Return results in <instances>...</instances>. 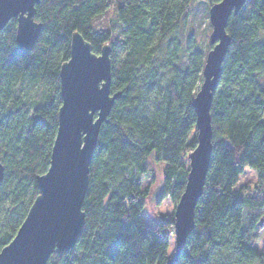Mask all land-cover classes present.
<instances>
[{
    "label": "trees",
    "instance_id": "obj_1",
    "mask_svg": "<svg viewBox=\"0 0 264 264\" xmlns=\"http://www.w3.org/2000/svg\"><path fill=\"white\" fill-rule=\"evenodd\" d=\"M192 0H39L44 44L15 51L16 22L0 31V251L14 237L37 196L36 178L49 166L57 130L59 69L70 39L80 34L98 55L110 49V93L120 98L100 127L89 164L85 222L68 252L46 264H264L255 223L264 212V0H245L226 24L230 44L212 94V150L194 229L179 255L169 252L173 215L154 227L141 218L149 187L148 161L163 164L159 205H176L196 146L192 100L211 49L185 43L179 27ZM209 8L217 0H206ZM112 7V23L97 20ZM208 8V10H209ZM208 16V12H207ZM210 26L209 21L207 23ZM247 171L251 186L240 184ZM264 215V213H263ZM259 226V225H258Z\"/></svg>",
    "mask_w": 264,
    "mask_h": 264
},
{
    "label": "water",
    "instance_id": "obj_2",
    "mask_svg": "<svg viewBox=\"0 0 264 264\" xmlns=\"http://www.w3.org/2000/svg\"><path fill=\"white\" fill-rule=\"evenodd\" d=\"M24 0H0V31L15 20V41L23 19L31 17L35 22V5L39 0H28L26 11L17 8ZM227 11H217L218 3L208 10L211 26L209 43L202 68V81L192 100L195 112L196 146L188 155V172L185 185L173 211L174 254L179 255L194 229V210L202 195L205 177L212 150V125L210 108L212 94L217 87L221 65L230 44L225 28L231 14H237L245 0H228ZM41 29V25H38ZM84 49L93 59L99 58V68L89 65L83 59ZM31 50V49H30ZM74 60L72 68L64 62L59 69V95L61 104L57 111V130L50 153L47 171L36 178L37 196L18 228L13 239L0 251V264H46L54 251L59 253L73 249L85 222L82 205L88 186V171L97 145L100 127L120 98L119 93H110L111 64L110 49L104 45L98 55L91 52L90 44L78 33L70 39L68 63ZM102 79V80H101ZM101 80L100 87L106 93L101 107L91 105L90 92ZM64 98L68 101L66 110L61 108ZM92 107V131L82 134L86 139L88 158H78L75 148L80 142L77 133L84 128L83 109ZM87 131V129H84ZM57 149L54 144L58 141ZM61 145L63 159L60 161ZM195 157V159H193ZM55 161V162H54ZM54 162V163H53ZM52 172V180L46 174ZM4 178V167L0 164V184ZM47 191V198L43 197ZM262 226L261 221L258 223Z\"/></svg>",
    "mask_w": 264,
    "mask_h": 264
},
{
    "label": "rangeland",
    "instance_id": "obj_3",
    "mask_svg": "<svg viewBox=\"0 0 264 264\" xmlns=\"http://www.w3.org/2000/svg\"><path fill=\"white\" fill-rule=\"evenodd\" d=\"M209 5L206 0H192L187 14L185 15L179 30V38L185 43V39L188 36H192L196 41V46L205 49L206 44L209 40V35L211 32V26L208 27V12ZM113 9L110 7L107 13L97 20V28H106L112 23L113 19ZM148 166L150 172L148 176L140 177L141 188L149 187V196L145 201L144 209L141 213V218L144 220L146 225L149 227H154L157 223L165 218H169L173 215L174 206L169 199H164L157 204V198L160 194L163 183V164H156L151 160L148 161ZM255 174L252 171H247L245 175L241 178L240 184L243 186H251L254 182ZM263 210L251 211L245 209L244 219L246 224L255 223L260 217L262 218V226L256 225L258 240L256 243V248L259 251L264 252V215ZM170 244L169 252L174 254V234L170 233Z\"/></svg>",
    "mask_w": 264,
    "mask_h": 264
},
{
    "label": "snow or ice",
    "instance_id": "obj_4",
    "mask_svg": "<svg viewBox=\"0 0 264 264\" xmlns=\"http://www.w3.org/2000/svg\"><path fill=\"white\" fill-rule=\"evenodd\" d=\"M217 3L219 5V7L217 8V11H227L229 7L228 0H217ZM27 5H28V0H24V2L18 6L17 10L23 13L24 11L28 10ZM40 23H42V21L33 22L31 17L27 19H23L21 21L20 29L17 34L15 44L12 45V47L15 48V51L11 53L13 57L26 56L29 50L33 49L34 46L39 45V44H44V38L41 36L40 34L41 29L38 26ZM5 51H7V46L0 43V57H3L5 55ZM87 53H88V49H84V56H83L84 61L88 63L89 65L99 68L102 65L99 58L93 59L92 57L88 56ZM75 62L76 60H74V57L70 63L66 61V63L68 64V68L71 69ZM101 80H99L98 83L95 84L94 88L90 92L91 105L94 106L95 108L101 107L104 104L105 99H106V93L100 87ZM67 103L68 101L64 98V103L61 105V108L63 110H66ZM90 109H91V113H94L92 110V107L86 106L83 109L84 128H82L77 133V135L79 136L80 142L77 144L75 148V153L78 158L87 159L89 155V150L86 149L85 147L88 141L86 139L82 140L81 137H82V134L92 131L91 125L93 124V121L91 118V113L89 111ZM85 128L87 129V131L84 130ZM59 143H61L60 138H59V141L56 144H54V148L57 149V145ZM62 159H63V145H61V152H60L61 163H62ZM193 159H195V157H193ZM52 172H53V164H52L51 173L46 174L48 181L52 180ZM43 197L47 198V191H44Z\"/></svg>",
    "mask_w": 264,
    "mask_h": 264
}]
</instances>
